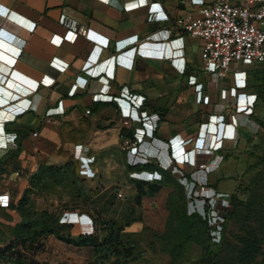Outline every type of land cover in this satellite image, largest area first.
<instances>
[{
    "label": "crops",
    "instance_id": "1",
    "mask_svg": "<svg viewBox=\"0 0 264 264\" xmlns=\"http://www.w3.org/2000/svg\"><path fill=\"white\" fill-rule=\"evenodd\" d=\"M136 1L0 0V34L4 32L14 39L9 42L0 37V187L14 195L16 187L22 191L28 186L25 199L34 211H49L47 208L55 204L54 212L60 217L72 214L73 236L90 230L80 225V216L92 221L94 232L102 221L126 222L122 220L126 213H111L117 199L127 201L126 195L118 194L132 186L141 185L146 190L158 185V181L146 179L157 172L129 170L130 158L121 149L123 137L131 134L133 127L134 137L146 135L148 141L153 115L158 117V128L163 133L154 136L152 145L145 141L141 150L157 160L160 156L172 175L180 173L185 158L181 145L184 142L190 141L196 150V143L206 144L211 165L216 158L230 154L223 142L250 137L226 116L236 115L240 103L252 96L245 93L254 94L249 88V76L245 82L247 89L237 90L230 110L223 114L224 122H219L220 113L213 111V106L226 104L227 96L224 98L222 92L236 88V82L229 74L218 85L219 92L213 91L215 77L202 72L190 59L195 42L175 28L176 17L195 12L201 4H212L214 0H151L140 6ZM159 12L167 16L166 21L155 19ZM166 31L170 32L167 39L162 37ZM133 37L137 38L135 44L126 43ZM179 38L182 47L174 48L170 42ZM167 43L171 50L182 49L183 55L178 56L183 57L180 65L163 57ZM108 59L109 63L105 62ZM193 81L201 85L198 95ZM115 98H123L130 108L136 109L132 110L133 117L147 113L148 118L141 119V129L138 122L132 127L121 116ZM111 102L116 107L102 105ZM237 114L243 111L238 110ZM94 122L107 126L95 131ZM164 131L170 138H166ZM33 133L37 136L33 137ZM14 136V142L8 144V138ZM172 138L180 142L169 149L168 140ZM13 144L18 146L17 150ZM199 152L202 150L198 149ZM202 159L203 154L197 155L196 163ZM66 163L75 166L81 182L79 193L73 185L63 189L45 175L40 176L38 184L30 181L42 167ZM223 164L228 168L231 164L236 166L235 161ZM82 165L95 174L94 178L79 176ZM222 165L214 174L209 166L211 172L205 175L209 188L200 198L207 199L218 192L217 184L225 178L218 176ZM119 185L122 190L116 188ZM60 190L69 191L65 194L69 201H56L65 197L57 193ZM135 194L137 198L138 193ZM37 205L40 211L34 208ZM214 205L215 212H224L229 201L218 197ZM133 227L132 224L129 230ZM37 241L45 245L46 264L92 261L89 246L68 245L54 235L42 236ZM21 261L37 264L24 257Z\"/></svg>",
    "mask_w": 264,
    "mask_h": 264
},
{
    "label": "rangeland",
    "instance_id": "2",
    "mask_svg": "<svg viewBox=\"0 0 264 264\" xmlns=\"http://www.w3.org/2000/svg\"><path fill=\"white\" fill-rule=\"evenodd\" d=\"M191 41L195 42L196 48L190 51V59L192 63L199 66V48L201 45L197 40ZM223 81L224 79L218 83H212L214 85L213 91L218 93V85L223 84ZM245 85L248 87L247 84ZM245 94L252 96L245 102L240 103L239 108H236V115L230 116L227 114L226 116L231 121H235L234 123H238V127L246 130L254 139L247 147L246 143L241 141L239 137H236L234 141L223 142L222 145L227 147L226 151L230 152L228 154L230 159L225 160L224 157L216 158L210 165L212 174L216 173L220 169V165L226 161H235L236 166L233 167L234 164H231L232 166L228 168L226 164L222 165L218 176L222 175L225 178L218 182V192L210 197L214 196L216 198V194H221V197L227 198L235 193L236 181L237 184L240 183L243 186H247L252 181L256 171H248L247 168L256 161V157H251L250 153L263 159L261 165L263 171L252 191L253 210L250 212H238L237 210V214L229 222V227L224 237H221L220 234L221 224L232 208L228 207L224 212L218 213L214 211L215 202L212 207L208 208L203 206L202 202L198 205L199 207H205L206 217L208 218L209 238L212 246L219 249L220 252L215 264H264V126L260 127L254 121V119H258L264 125V102L258 100L254 94L248 92ZM197 95L196 100H198ZM226 96L224 100L226 104L213 106V111L226 114L230 110L231 98L229 93ZM238 110L243 111V114L245 113L246 115L237 114ZM247 113H250V116ZM103 126H107V124L99 122H94L93 124L95 131L102 129ZM161 133L163 131L159 129V135ZM164 133L168 136L166 138H170L167 131H164ZM142 145L144 146L145 143H142ZM149 145H152V142ZM204 146L207 147L206 144ZM157 157L160 165L166 167L165 164H162L160 156L157 155ZM207 161L206 158H203L200 163ZM180 170V173L177 172L175 175L167 174L164 178L160 174H152L151 177L146 176L147 180L153 178V182L159 181L158 185L153 186L152 189L143 190L140 185L139 187L132 186L131 189L126 190L124 193L120 192L122 197L126 195L127 201H122V198L117 199V205L114 206L115 211L111 213H117V210L121 211V213H126L122 220H126L124 223L129 225L124 228V234L117 241H114L115 227L109 225L112 238L106 247L103 248L100 256L97 257V264H205L204 247L206 242L201 236V231L194 226L193 230L191 229V238L186 239L184 237L185 232L182 229V219L186 214H197L202 218L205 216L202 214V208L197 209L191 204V199L194 195L197 196V190L191 191L192 185L190 182H205L207 188H209V182L205 180L206 174L204 173L195 174L190 179L188 174L190 170L186 168H180ZM186 174H188L187 179H185ZM94 176L95 174H93V178ZM215 176L214 180L217 178ZM116 188L122 190L120 185ZM212 192L213 190L209 191V193ZM57 193L60 196H65V194H69V191L60 190ZM135 193H138L137 198L134 196ZM199 193L201 192L199 191ZM14 194H19L17 187ZM63 200L69 201L66 196L56 198L58 202ZM58 205L60 206V203ZM260 206H262L261 212L256 211ZM95 207H97L96 204ZM34 208L38 211L41 210L39 205ZM98 208L100 209V207ZM47 209L53 214L56 206L54 204ZM32 223L51 224L53 223V216L41 217L24 209L18 211L0 210V258L16 257V254H10L3 251L2 248L8 245L9 242H17L18 244L19 241H23V228ZM132 224L134 226L133 230H129ZM101 236H103V233ZM38 245L36 250L24 249V253L19 255H22L28 261L46 264L44 263L45 245L42 242H39ZM247 245H250V248H246Z\"/></svg>",
    "mask_w": 264,
    "mask_h": 264
},
{
    "label": "built area",
    "instance_id": "3",
    "mask_svg": "<svg viewBox=\"0 0 264 264\" xmlns=\"http://www.w3.org/2000/svg\"><path fill=\"white\" fill-rule=\"evenodd\" d=\"M148 3H151V0L136 1L137 6L146 5ZM155 16V19L158 21L167 20V16L161 12L157 13ZM148 19L150 21L152 20L151 17ZM174 24L175 28L189 39L199 41L201 45L199 48L200 62L197 67L202 72L214 76L216 80L215 83L225 79L229 74L232 75L233 81L236 82V88H231L228 92L223 91L222 94L224 98L228 93L230 98H236L237 90L245 88L248 72L257 65L264 63V0H214L212 4H201L195 12H186L176 17ZM169 35L170 32L166 31V34H162V37L167 39ZM0 37L9 42L14 40L13 37L4 32H1ZM136 42L137 38L133 37L126 43L135 44ZM170 43H172L174 48L182 47V38L176 39ZM165 45L163 57L171 59L172 63L176 66L180 65V61L183 60V57L178 56L183 55L182 49L171 50V45L169 46V43ZM109 61L110 59L105 62L109 63ZM192 85H195L194 81ZM196 88L198 90L196 92L197 94L201 92V85H195V89ZM114 100L120 108L121 116L130 121V126L133 127V125L138 122V128L141 129V119L148 118L147 113L142 112L140 113V117H137V114L133 117L132 110L136 109L134 107L130 108L131 105L128 101L123 98H115ZM130 100L132 101V97L129 101ZM123 102L125 104H123ZM85 114L88 115L89 111H85ZM153 118L154 124L152 125V129L149 130V139L146 141L147 144L153 141L155 132L157 134L159 133V119L156 115H153ZM218 119L219 122H224V115L219 114ZM124 124L127 125L128 122L126 121ZM36 136L37 134L33 133V137ZM15 138V136L11 137V139L8 138V144H12ZM146 138L147 136L144 135L141 138L135 137L134 140L122 141L121 149L126 152L130 158L128 164L132 166L139 164L143 165L157 161L159 167L167 169V167L160 165V162H158L155 157L148 155L145 150H141L143 146L142 143H145L144 139ZM179 142L180 140H176L175 138L169 139L167 148H174ZM181 145L185 149V158L181 164V169L186 168L190 170V173H188L190 179L197 173H209V162L196 163L198 149L208 153V151H206L207 147H205L203 143H196L198 148L196 150L194 148L192 149L190 142H184ZM11 146L16 148L15 144ZM78 159L82 160L81 157H78ZM85 160L90 161L91 159ZM79 174L86 178L93 177V172H89L85 165L80 167ZM188 174L186 175L188 176ZM150 181H153V178H150ZM190 184L192 185L191 191L197 190V196L194 195L191 199V204L197 209L202 208V214L205 215V207H212L215 199L222 195L216 194V198L214 196L207 199L200 198L199 195L207 192L206 183L191 181ZM23 191L24 189L19 191V194L15 196V201L21 197ZM199 191L201 193H199ZM118 197H121V195L118 194ZM12 201L13 198L10 193L0 187V210L9 209ZM200 202H202L205 207H199L198 205H200ZM81 217L82 216L78 218L80 225L87 229L90 227V230L87 232L82 230V235H93L94 230L92 221H87ZM59 222L74 226V217L72 214H64ZM24 249L26 248L22 247L20 244L14 243L11 251L22 254L25 251Z\"/></svg>",
    "mask_w": 264,
    "mask_h": 264
},
{
    "label": "trees",
    "instance_id": "4",
    "mask_svg": "<svg viewBox=\"0 0 264 264\" xmlns=\"http://www.w3.org/2000/svg\"><path fill=\"white\" fill-rule=\"evenodd\" d=\"M248 81L251 83L249 88L252 90V92L256 95V98L258 100H261V102H264V63L257 65L254 69L250 70L248 72ZM103 106H112L116 107L115 102L111 103H102ZM258 123V125L264 126L260 120L255 119ZM131 134L126 135L123 137V140H134V130L133 128H130ZM157 135V133H154V136ZM242 139L248 144H250L254 139V137H242ZM18 146L16 145V148L14 150H17ZM203 158H206L208 160L205 163H208L212 157L211 154L205 153L204 151L199 152L198 155H202ZM251 157H256V161L250 165L247 170H255V176L248 183L247 186H243L242 184L238 183L235 187L236 191L235 193L231 194L228 198L229 201V207L232 208L231 212H229L225 218L223 223L221 224V230L220 234L221 237L225 236L226 231L229 227V222L231 218L237 214L238 212H250L253 207V202L251 201L252 197V191L254 188V185L258 178L261 176V173L263 171V168L261 167L263 163V159L260 157L255 156L253 153H250ZM225 160H229V155L224 156ZM201 160L198 162L200 163ZM128 169L132 171H143V170H151L154 172H157L164 178L167 174L170 175L169 172H167V169H164L162 167L158 166L157 161L150 163V164H139V165H129ZM246 170V171H247ZM181 171V170H180ZM211 172V170H209ZM208 174V173H207ZM41 175H45L44 178L51 180L53 183L58 184L62 186V188H66L69 184L73 185L74 189H77V192L79 193L81 190L79 188L81 187V182L77 179V174L75 173V166L73 168V165L71 163H66L63 166H47L45 168H41L38 173H36L32 178L31 182L35 181L38 184V180ZM184 175V174H183ZM187 179V175L185 176ZM159 182V181H158ZM46 185V184H44ZM28 191V187L24 189L21 197L15 201V194L12 195L13 201L11 203V206L9 209L6 210H21L24 209L27 212L36 213L38 216L46 217V216H53V223L51 224H30L23 228L22 236L23 241H19L18 244H20L22 247L29 249V250H36L38 248V239L42 236H48V235H54L58 240L62 241L65 244L73 245L77 247H83V246H89L92 248V261L90 264H97L98 260L97 257L100 256V253L103 251V248L106 247L107 243L111 240L112 234H111V228L110 226L115 227V236L114 241H117L121 239L122 235L124 234V228H126L128 225L127 223H120L113 220H107L102 221L99 224L98 229L96 232L93 233V235L85 236V235H77L73 236L71 234L72 225L68 224H61L60 217L57 214H52L50 211H42V212H36L28 205V200L25 199V194ZM236 194V195H234ZM248 196V197H247ZM260 206L256 211L261 212ZM196 226L197 229H199L202 233V237L205 239L206 245L204 247V262L205 264H215L220 256L219 249L214 248L211 244L210 238H209V227H208V218L205 216L202 218L201 216L194 214V215H185V217L182 219V229L184 233V237L186 239H190L192 236V230ZM192 229V230H191ZM110 230V232H109ZM103 233V236H101ZM110 233V234H109ZM17 242H9L8 245L4 246L2 248L3 251H6L10 254H16V257H3L0 258L1 264H25V262L22 260V255H19V252L11 251V248L13 247V244ZM248 246V245H247ZM246 248H250V245Z\"/></svg>",
    "mask_w": 264,
    "mask_h": 264
}]
</instances>
